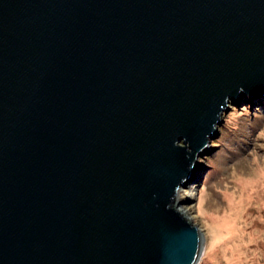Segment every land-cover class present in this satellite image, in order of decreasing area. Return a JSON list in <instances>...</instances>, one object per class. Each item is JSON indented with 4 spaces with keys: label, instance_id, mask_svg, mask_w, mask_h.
Wrapping results in <instances>:
<instances>
[{
    "label": "water",
    "instance_id": "95a60500",
    "mask_svg": "<svg viewBox=\"0 0 264 264\" xmlns=\"http://www.w3.org/2000/svg\"><path fill=\"white\" fill-rule=\"evenodd\" d=\"M263 93L264 0H0V264H196L179 191Z\"/></svg>",
    "mask_w": 264,
    "mask_h": 264
},
{
    "label": "rangeland",
    "instance_id": "374dc122",
    "mask_svg": "<svg viewBox=\"0 0 264 264\" xmlns=\"http://www.w3.org/2000/svg\"><path fill=\"white\" fill-rule=\"evenodd\" d=\"M247 98L252 121L244 94L238 107L229 100L209 142L212 156L198 157L188 183L191 219L205 237L196 264H264V93Z\"/></svg>",
    "mask_w": 264,
    "mask_h": 264
},
{
    "label": "bare ground",
    "instance_id": "6f19581e",
    "mask_svg": "<svg viewBox=\"0 0 264 264\" xmlns=\"http://www.w3.org/2000/svg\"><path fill=\"white\" fill-rule=\"evenodd\" d=\"M190 190L188 191L185 188H181V190L179 191V196L178 199L180 201H183L181 204H178L177 207L190 219L192 218V214H191V209H192V203H190L188 199V197H193L195 194V188L193 185H189ZM192 220V219H191ZM221 224V223H219ZM219 226V225H218ZM221 226H223V224H221ZM202 232V230H201Z\"/></svg>",
    "mask_w": 264,
    "mask_h": 264
}]
</instances>
